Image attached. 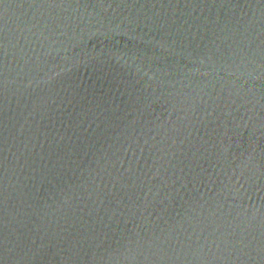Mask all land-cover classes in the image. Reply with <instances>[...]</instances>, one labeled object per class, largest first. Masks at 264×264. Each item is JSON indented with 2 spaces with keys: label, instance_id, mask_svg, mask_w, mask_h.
<instances>
[{
  "label": "water",
  "instance_id": "1",
  "mask_svg": "<svg viewBox=\"0 0 264 264\" xmlns=\"http://www.w3.org/2000/svg\"><path fill=\"white\" fill-rule=\"evenodd\" d=\"M0 264H264V0H0Z\"/></svg>",
  "mask_w": 264,
  "mask_h": 264
}]
</instances>
